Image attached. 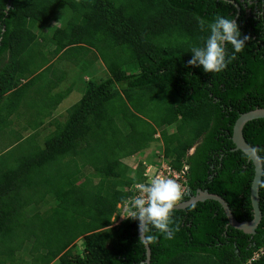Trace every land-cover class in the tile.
I'll return each instance as SVG.
<instances>
[{
  "label": "trees",
  "instance_id": "trees-1",
  "mask_svg": "<svg viewBox=\"0 0 264 264\" xmlns=\"http://www.w3.org/2000/svg\"><path fill=\"white\" fill-rule=\"evenodd\" d=\"M258 8L259 0H0V131L9 103H19L36 81L38 96H47V66L63 61L64 49L93 52L108 76L86 83L42 149L14 163L13 156L0 157V264H142L138 221L112 226V218L129 189L144 181L120 159L143 155L153 143L161 142L171 168L187 165L183 201L207 191L225 201L237 222L250 221L253 166L233 150L231 134L239 115L264 108ZM218 15L234 18L249 41L224 71L205 73L187 60ZM119 49L128 56L124 66L117 65ZM52 100L43 97L40 110ZM242 136L262 167L255 234L228 226L217 202H197L172 212L171 240L152 233L149 264H264V119L246 123ZM50 165L55 173L37 184V170ZM45 186L50 192L38 202ZM260 249L263 255L251 261Z\"/></svg>",
  "mask_w": 264,
  "mask_h": 264
},
{
  "label": "clouds",
  "instance_id": "clouds-1",
  "mask_svg": "<svg viewBox=\"0 0 264 264\" xmlns=\"http://www.w3.org/2000/svg\"><path fill=\"white\" fill-rule=\"evenodd\" d=\"M264 5V0H259ZM258 8V16L262 14ZM203 23V22H202ZM208 35L202 46L192 47L187 65L199 67L205 73H220L237 59L249 41L242 36L234 18L216 16L207 24ZM231 47V54L228 47ZM137 195L123 201L129 219L138 221L139 242L153 240V232L171 240L174 232L170 227L172 212L181 199L182 188L174 179L165 176L153 177L148 183L136 185ZM188 192V191H187Z\"/></svg>",
  "mask_w": 264,
  "mask_h": 264
},
{
  "label": "rangeland",
  "instance_id": "rangeland-1",
  "mask_svg": "<svg viewBox=\"0 0 264 264\" xmlns=\"http://www.w3.org/2000/svg\"><path fill=\"white\" fill-rule=\"evenodd\" d=\"M58 23L57 22H53L50 25H47L45 27V29L43 30L44 33L48 32L51 30V28L53 26H57ZM44 48L46 50H51L50 46H44ZM66 51L65 54H63V56H61L63 58V61H56L57 58L51 62L47 68H51V72L49 74H47L46 76L48 77V81L47 79H44L43 81L40 82V84H42V82L48 83V87L46 89H43V92L46 91L47 96H45V98H52L54 100H57L58 102L63 99L62 104H61V108L59 111H63L59 116V121H63L65 118V111L70 108L71 106L75 105V103L77 101L80 100V98L82 97L83 91L86 87V83L89 81H100L104 78H107V73L105 70V67L102 66L101 62L99 61V59H97V56L94 55L93 52L91 51H86L83 53V55L81 54H75L72 55V53H79L81 50L80 49H73L72 47H68L66 49H64L63 53ZM117 54L121 57L120 60L117 61V65L119 66H124L126 65L127 61H128V56L126 51L124 50H120L117 51ZM60 56V55H59ZM76 57V59L74 57ZM61 58V59H62ZM93 60V63L91 65L90 62H87L89 60ZM44 71V70H43ZM43 71H40L39 73H43ZM45 72V71H44ZM41 75V74H40ZM38 74V76H36V78H38L40 76ZM40 80V78L38 79ZM40 85L36 88V95L40 94ZM49 87H51L52 91L54 89H57V92H53L52 95H50L49 93ZM70 90L73 88V92L68 96L67 93L66 96L65 93L67 92V89ZM69 90V91H70ZM42 92V89H41ZM67 97V98H66ZM57 119V118H56ZM43 128H47V125H45ZM46 129V130H47ZM167 132H173V127H169L166 128ZM39 131V130H38ZM159 131V130H158ZM41 135L40 138H34L33 140H29L27 142H23V141H12L11 138H0V153H1V157H8V156H13V163L16 162L17 160H19L21 157L23 156H27V154H31L34 153L36 151H38L37 145H39L42 142V139L44 140L49 134H47L50 131H40ZM47 134L44 136V134ZM42 138V139H41ZM37 145H36V143ZM8 144V145H7ZM159 148H157V143H153L150 146H148L145 150H143V155L140 154H133L131 157H127V158H122L120 159L121 163H124L126 165H128V167H135V165L139 164V162L145 161V162H149V161H156L157 157L156 155H160L161 154V142H159ZM12 163V164H13ZM54 163V162H53ZM55 166L50 165L48 166V169L45 170H37V175L36 178L37 180V184L41 183H45L46 180H41L43 178H45V175L47 173H51L54 174L55 173ZM73 169V168H72ZM135 169V168H134ZM84 171H80V175L79 176H83L85 175L87 171L89 170V168L84 169ZM83 172V174H82ZM77 176V177H79ZM36 183H33V187H37ZM50 187V186H49ZM48 189V190H47ZM72 190L80 192L81 193V188L78 186V184H74V186H72ZM49 188L48 187H40L38 192H37V201L40 202L45 198V195H47L49 193ZM31 209V206L27 207V209ZM42 208H46V206H43ZM79 241L78 240L75 244H77L78 248H79ZM74 244V243H73ZM75 250H77V247L75 248Z\"/></svg>",
  "mask_w": 264,
  "mask_h": 264
},
{
  "label": "crops",
  "instance_id": "crops-1",
  "mask_svg": "<svg viewBox=\"0 0 264 264\" xmlns=\"http://www.w3.org/2000/svg\"><path fill=\"white\" fill-rule=\"evenodd\" d=\"M35 83L31 86V88L28 91H26L27 92L26 95L22 98V100L19 103L18 102L15 104L9 103V107L11 108V110L9 111V109H6L5 113L2 115L3 117L6 118L5 120L7 123L5 127H2L0 134L1 135L3 134L1 138L4 139L11 138L12 141L20 140L23 142H27L29 140H33L34 138H40L41 130H43L44 132L50 131L47 133L49 135L44 140L41 138L42 142L39 145H37V143L35 142L37 145L36 149L40 150L43 147L44 141L56 131V127L58 128L59 126L64 124L68 116V111L74 105L68 108L64 112L65 118L63 121H59L60 117L58 118V116L63 112L59 110L61 108L62 102L64 101L63 100L64 98L61 99L59 102L57 100L52 101L51 108H48L46 111H41L40 107L43 104L42 100L43 97L45 98V95H42V92L41 95L43 97L36 95L35 89L37 88V85ZM69 90L70 88L67 89L65 95L69 93L67 94L69 96L74 91L73 88L70 91ZM54 91L57 92V89H54L52 91L51 87H49L50 95H52ZM76 103H78V101ZM45 125H47L49 129L43 128ZM47 134L45 133L44 136ZM0 157H1V153H0Z\"/></svg>",
  "mask_w": 264,
  "mask_h": 264
},
{
  "label": "water",
  "instance_id": "water-1",
  "mask_svg": "<svg viewBox=\"0 0 264 264\" xmlns=\"http://www.w3.org/2000/svg\"><path fill=\"white\" fill-rule=\"evenodd\" d=\"M264 119V108L254 109L248 112H245L236 119L231 134V142L234 145V151L242 152L251 162L253 166V177L250 185L249 199L252 209V219L248 222H237L231 215L225 201L217 195L210 194L207 191L197 190L195 194L186 201L178 203L174 210H184L187 207L197 203L204 202L206 200H211L217 202L222 208L224 215L227 220V225L232 227L235 230L241 231L243 234L248 236H253L255 234V229L257 228L261 215L258 208V187L260 183V178L262 174L261 162L253 148H251L243 139L242 129L244 125L250 121ZM137 236L139 238V231L137 227ZM143 247L145 251V260L142 264H149L150 250L146 242H143Z\"/></svg>",
  "mask_w": 264,
  "mask_h": 264
},
{
  "label": "built area",
  "instance_id": "built-area-1",
  "mask_svg": "<svg viewBox=\"0 0 264 264\" xmlns=\"http://www.w3.org/2000/svg\"><path fill=\"white\" fill-rule=\"evenodd\" d=\"M156 157L157 160L155 162L142 161L139 162V164L135 165L134 167L135 169L133 167L132 168L134 170H139V172H141L142 178L144 180L143 183L150 182V180L156 176H165L174 179L178 184L181 185L182 188V196L181 199L177 202V204L182 202L184 196L187 195V191H188L186 186V173L188 169L187 165L184 162H182L180 168L178 170H175L164 162L162 158V154L156 155ZM136 185L132 186L129 189V192L131 193V196L129 198L137 195ZM116 209H117V213L114 216L115 220L112 222V226H117L120 222L124 220H128V221L134 220L128 218V213L123 206V202L121 204H117ZM261 255H263V251L260 249L257 253L253 255L251 261L258 259V257Z\"/></svg>",
  "mask_w": 264,
  "mask_h": 264
},
{
  "label": "flooded vegetation",
  "instance_id": "flooded-vegetation-1",
  "mask_svg": "<svg viewBox=\"0 0 264 264\" xmlns=\"http://www.w3.org/2000/svg\"><path fill=\"white\" fill-rule=\"evenodd\" d=\"M246 1H247V0H246ZM256 2H257V0H254V3H256ZM250 3H251V2L248 1V2L245 4V5H246V8H244V9H245L244 12L247 13V14L250 13V10L247 8V5L250 4ZM259 6H260V9L264 10V5H262V4L259 3ZM254 12H257V13H258V10L254 9ZM263 12H264V11H262V14H264Z\"/></svg>",
  "mask_w": 264,
  "mask_h": 264
},
{
  "label": "bare ground",
  "instance_id": "bare-ground-1",
  "mask_svg": "<svg viewBox=\"0 0 264 264\" xmlns=\"http://www.w3.org/2000/svg\"><path fill=\"white\" fill-rule=\"evenodd\" d=\"M115 219H114V217L112 218V222L114 221Z\"/></svg>",
  "mask_w": 264,
  "mask_h": 264
}]
</instances>
